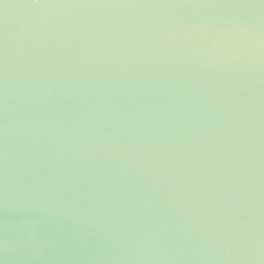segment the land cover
I'll return each instance as SVG.
<instances>
[{"label":"water","instance_id":"water-1","mask_svg":"<svg viewBox=\"0 0 264 264\" xmlns=\"http://www.w3.org/2000/svg\"><path fill=\"white\" fill-rule=\"evenodd\" d=\"M0 264H264V0H0Z\"/></svg>","mask_w":264,"mask_h":264}]
</instances>
